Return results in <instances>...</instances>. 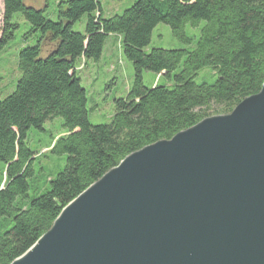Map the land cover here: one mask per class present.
<instances>
[{"label": "trees", "instance_id": "trees-1", "mask_svg": "<svg viewBox=\"0 0 264 264\" xmlns=\"http://www.w3.org/2000/svg\"><path fill=\"white\" fill-rule=\"evenodd\" d=\"M3 3L0 52L19 28L12 21L16 12L32 25L28 34L39 36L35 45L20 51L22 75L15 90L0 100V161L6 164V180L0 182V221L13 220L11 228L0 231V264L24 254L68 203L127 155L172 138L211 115L213 107L230 112L258 93L264 82V0H137L110 18L103 16L100 0H61L57 20L25 0ZM85 13V33L73 31ZM200 20L205 24L195 41L185 26L189 22L197 27ZM159 23L170 25L188 47L147 52ZM110 34L120 35L123 53L135 66V81L128 96L116 100L110 122L93 124L76 60H98ZM206 66L216 79L197 82L195 77ZM144 70L165 75L172 84L147 87ZM56 116L63 118L66 130L51 151L66 154V165L49 178L45 193L19 204L18 196H28L34 175L36 156L26 142L28 130L43 129Z\"/></svg>", "mask_w": 264, "mask_h": 264}, {"label": "water", "instance_id": "water-1", "mask_svg": "<svg viewBox=\"0 0 264 264\" xmlns=\"http://www.w3.org/2000/svg\"><path fill=\"white\" fill-rule=\"evenodd\" d=\"M10 264H264V82L127 155Z\"/></svg>", "mask_w": 264, "mask_h": 264}, {"label": "rangeland", "instance_id": "rangeland-1", "mask_svg": "<svg viewBox=\"0 0 264 264\" xmlns=\"http://www.w3.org/2000/svg\"><path fill=\"white\" fill-rule=\"evenodd\" d=\"M61 0H25L27 5H32L39 9H45V15L53 20H57V4ZM102 13L105 18L122 14L131 7L137 0H100ZM4 3L0 0V26L3 23ZM89 14L85 13L77 20L73 26V31L85 33ZM12 21L19 24L15 31L14 38L0 52V100L11 94L20 79L22 72L19 70L20 51L35 45L39 32L28 34L32 25L21 12L13 15ZM205 24V20H200L197 27L187 23L185 30L195 41L200 35V30ZM1 34V33H0ZM47 42V41H46ZM46 44V43H45ZM188 45L178 38L170 25L159 23L153 30L150 43L145 47L147 52L153 48L179 49ZM48 52L45 46L44 54ZM77 75L81 78V84L87 90V108L89 110V121L93 124L108 123L116 111V100L126 98L135 81V66L123 53L121 37L119 34L107 36L103 52L98 60L79 57L76 60ZM181 67L175 72H179ZM143 83L147 87L156 85H171L169 77L153 71L144 70L142 72ZM217 75L213 73L211 66L202 68L195 77L197 82H213ZM217 107L209 110V116L227 114L230 112L219 111ZM234 109V108H233ZM207 116V117H209ZM63 118L56 116L48 120L43 129L31 127L27 134V145L35 153L34 175L29 179L30 188L28 196L19 195V204L28 202L49 189V178H54L62 171L66 165V154H56L51 151L54 140L64 134L66 128L63 126ZM6 180V164L0 161V182ZM4 224V226H2ZM13 220L4 218L0 221V231L11 228ZM3 230V231H4Z\"/></svg>", "mask_w": 264, "mask_h": 264}, {"label": "crops", "instance_id": "crops-1", "mask_svg": "<svg viewBox=\"0 0 264 264\" xmlns=\"http://www.w3.org/2000/svg\"><path fill=\"white\" fill-rule=\"evenodd\" d=\"M1 35V34H0Z\"/></svg>", "mask_w": 264, "mask_h": 264}]
</instances>
